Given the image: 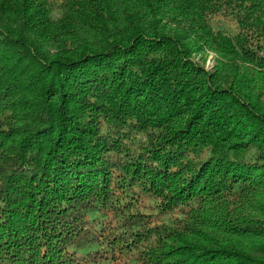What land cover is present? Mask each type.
<instances>
[{
  "label": "trees",
  "instance_id": "trees-1",
  "mask_svg": "<svg viewBox=\"0 0 264 264\" xmlns=\"http://www.w3.org/2000/svg\"><path fill=\"white\" fill-rule=\"evenodd\" d=\"M99 258L264 264V0H0V264Z\"/></svg>",
  "mask_w": 264,
  "mask_h": 264
},
{
  "label": "rangeland",
  "instance_id": "rangeland-1",
  "mask_svg": "<svg viewBox=\"0 0 264 264\" xmlns=\"http://www.w3.org/2000/svg\"><path fill=\"white\" fill-rule=\"evenodd\" d=\"M214 65V55L212 53H209L207 55V57L205 58V62H204V67L207 71H211L212 70V66ZM99 231V230H98ZM104 244L101 245V247L99 246L98 248H95L93 250H91L93 253H95L96 251H102V253H104ZM90 251V253H91ZM79 255V254H78ZM81 258H83L84 255L80 254L79 255ZM105 258L102 259H98L97 262L95 264H112L110 262H107L106 260H104ZM117 264H126L124 262L123 259H121L119 262H117Z\"/></svg>",
  "mask_w": 264,
  "mask_h": 264
}]
</instances>
